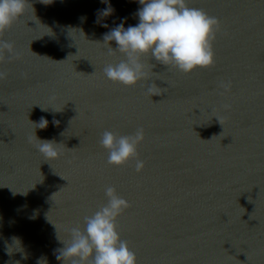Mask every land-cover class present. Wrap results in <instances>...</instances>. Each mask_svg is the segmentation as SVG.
Wrapping results in <instances>:
<instances>
[{
	"label": "water",
	"instance_id": "95a60500",
	"mask_svg": "<svg viewBox=\"0 0 264 264\" xmlns=\"http://www.w3.org/2000/svg\"><path fill=\"white\" fill-rule=\"evenodd\" d=\"M186 4L218 20L214 63L185 73L143 54L132 86L105 77L125 56L103 35L138 23V0H27L0 32V264H62L107 186L129 204L116 227L136 264H264V0ZM138 128V156L109 164L101 134Z\"/></svg>",
	"mask_w": 264,
	"mask_h": 264
},
{
	"label": "clouds",
	"instance_id": "9594fccd",
	"mask_svg": "<svg viewBox=\"0 0 264 264\" xmlns=\"http://www.w3.org/2000/svg\"><path fill=\"white\" fill-rule=\"evenodd\" d=\"M101 2L107 3L108 0ZM26 3L27 0H0V32L24 14ZM138 3L141 5L135 13L138 23L125 27L126 18H121L120 23L103 35V42L108 45L109 52L116 50L125 56L118 63L104 67L107 79L132 86L146 78L144 65L139 59L143 54H150L155 61L175 66L185 73L214 63L211 41L219 26L215 17L201 9L188 7L186 0H138ZM113 11L107 7L100 14L107 16ZM112 41L115 42V49L109 44ZM4 50L8 51L11 58V44L0 41V55ZM3 76L0 73V78ZM147 91L151 96L158 95L152 85L148 86ZM56 123L54 120L53 124ZM35 125L43 129L47 127L48 121L41 117ZM143 138V129L140 128L128 135L105 130L99 143L107 150V162L120 165L138 156V145ZM37 140V150L46 160L58 158L59 143ZM142 166L143 162L137 159V171ZM104 193L106 203L92 215L84 217L83 230L72 228L70 241H62L63 247L58 250L56 257L62 264L63 261H69V264H136L135 253L120 238L116 227L117 216L129 204L112 186H107Z\"/></svg>",
	"mask_w": 264,
	"mask_h": 264
}]
</instances>
